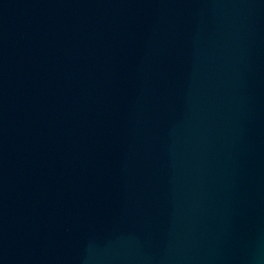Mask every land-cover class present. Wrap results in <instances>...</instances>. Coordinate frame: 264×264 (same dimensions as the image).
Here are the masks:
<instances>
[{
    "label": "water",
    "instance_id": "95a60500",
    "mask_svg": "<svg viewBox=\"0 0 264 264\" xmlns=\"http://www.w3.org/2000/svg\"><path fill=\"white\" fill-rule=\"evenodd\" d=\"M0 264H264V0H0Z\"/></svg>",
    "mask_w": 264,
    "mask_h": 264
}]
</instances>
